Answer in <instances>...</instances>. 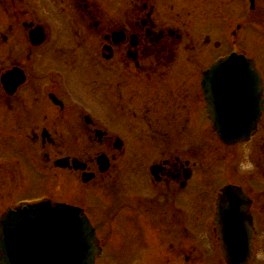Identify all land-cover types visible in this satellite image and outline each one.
Returning a JSON list of instances; mask_svg holds the SVG:
<instances>
[{
    "label": "flooded vegetation",
    "instance_id": "obj_1",
    "mask_svg": "<svg viewBox=\"0 0 264 264\" xmlns=\"http://www.w3.org/2000/svg\"><path fill=\"white\" fill-rule=\"evenodd\" d=\"M26 1L25 10L14 14L21 25L0 30L7 35L0 43V142L21 148L20 154L6 159L8 169L0 173V216L21 204L66 203L82 208L95 227L99 261L110 242H119L120 264H127L128 256L131 264H226L217 204L223 186L231 185L252 201L256 258L249 264H255L264 253V225L256 217L261 212L264 219V110L246 147H228L231 166L217 169L213 188L207 187L204 172L193 187L194 171L205 164V152L198 162L189 148L173 152L174 126L168 118L205 112L202 74L225 51L255 60L264 101V70L240 45L244 27L253 30L254 18L263 22L264 38V0H108L105 12L95 0ZM222 10L236 13L224 34L216 25ZM211 20L212 29L207 26ZM19 35L24 42L16 44L13 36ZM94 48L95 57L89 55ZM206 49H214V57L206 58ZM83 68L99 72L101 80L79 77ZM15 69L25 77L20 87L14 85L16 77L8 78ZM3 77L10 92L4 91ZM97 93L101 108L92 97ZM99 111L137 124L129 127L133 132L115 128L109 119L94 115ZM133 145L153 148L156 155L143 161L129 158ZM104 158L109 169L103 173ZM65 159L69 163L63 169ZM135 163L143 164L145 177L127 186L123 180L118 195L103 197L104 206L95 203L93 192L115 178L111 170L122 174L125 165ZM153 165L160 167L155 177L149 173ZM186 168L192 170L188 180ZM88 174L92 176L85 183ZM71 187L73 194L63 196ZM29 188L41 193L15 202L14 196ZM79 189L89 191L85 203L77 200ZM12 192L13 202L4 201L1 194Z\"/></svg>",
    "mask_w": 264,
    "mask_h": 264
},
{
    "label": "water",
    "instance_id": "obj_2",
    "mask_svg": "<svg viewBox=\"0 0 264 264\" xmlns=\"http://www.w3.org/2000/svg\"><path fill=\"white\" fill-rule=\"evenodd\" d=\"M221 77L235 78L252 87L251 79L255 75L243 57L234 55L221 60L205 74L203 82L207 99L211 102L215 99L216 80ZM239 102L234 103V109L240 110ZM237 110L215 115L212 104L210 111L215 129L228 144L247 139L251 133L249 126L253 115ZM231 190L227 188L225 194L231 199L230 204L235 206L232 214H241L244 209L242 197ZM235 217L233 215L232 219L236 220ZM238 220L239 224L232 225L231 229L241 233L245 224L242 218L238 217ZM95 241L94 230L79 209L45 205L18 210L1 220L0 264H94ZM228 261L240 263L242 260L228 257Z\"/></svg>",
    "mask_w": 264,
    "mask_h": 264
},
{
    "label": "rangeland",
    "instance_id": "obj_3",
    "mask_svg": "<svg viewBox=\"0 0 264 264\" xmlns=\"http://www.w3.org/2000/svg\"><path fill=\"white\" fill-rule=\"evenodd\" d=\"M35 2H37L38 0H34ZM101 2H103V0H100ZM234 15H236V13H231L229 11H222V20L228 19V18H232L234 19ZM260 22L259 19H254V24ZM229 23V21H222L221 25H217L219 28L223 29L225 27H229L227 26ZM207 25H209L210 27L213 26V21H207ZM196 27V26H194ZM1 26H0V30H1ZM263 29V28H262ZM4 34L0 33V43H2V38L1 36ZM192 35V34H191ZM7 36V35H4ZM16 38L17 41L23 43L24 42V38H22L21 35L19 36H14ZM12 40V39H11ZM10 40V42H11ZM241 47L243 49L248 48V51L250 52V54L255 57L256 59H258L260 62V69L264 70V61H263V53H264V38L263 36L257 35L256 34V28L254 27L253 30L248 29V30H243V32L241 33V43H240ZM92 47V45H91ZM215 50L213 49L212 55L210 56V59L212 57H214V52ZM209 52V49H206V54ZM219 52L217 51L216 54H218ZM89 55H93L94 57L96 56V52H95V48L93 50H91V52L89 53ZM209 60V59H208ZM207 61V60H206ZM84 69V68H83ZM83 69H79V73L78 75H80L79 77H85L88 78V80L91 81H100L101 78L99 77V72H92V71H88L87 73H85V71H83ZM85 73V74H84ZM109 75L113 78H116V76L110 72ZM117 79V78H116ZM112 87V86H111ZM94 102L98 103L99 106H101V102H100V98L101 96H99L98 94H94L92 95ZM115 97L117 98V96L114 94L113 96H111V99H115ZM108 100V99H107ZM116 116V115H115ZM112 117V118H111ZM105 117L102 115V120L105 119H109L108 123L111 124L113 126H115V128L118 129H123L124 127H126V129L131 126L133 127L134 124H137L136 121H134L132 118H129L130 124H128L126 121L124 122V120H127L125 117ZM123 118V119H122ZM169 122L172 121L173 123V131L171 133V138L173 140V146H174V151H179L182 152L181 150L189 148V150H192L191 148H193V151L190 152V157H194L193 159H195V161L198 162V157H201L204 155L202 154L203 152H205V156H206V161L208 162L209 166H204V165H197L196 170H195V174L197 176V178H199V173H207L208 174H212L214 173L217 169L219 164L221 163L222 165L225 166V168H227L228 166H231V159L228 157V152L229 149L225 148V147H220L216 142H217V137L212 129V126L206 116V113H203L201 115H195V116H178L175 115L174 117H172L171 119L168 118ZM165 121V120H164ZM189 122V123H188ZM189 124L190 127V132L186 133L187 131H189V129H187V125ZM195 124L196 128L192 129L191 125ZM198 126V127H197ZM197 128H200L202 132H199V130ZM182 129H185V134L184 132L181 133ZM131 132H133L132 129H129ZM128 133V131H127ZM187 136V137H186ZM133 139V138H131ZM203 140L205 141V146L210 147L211 150L210 151H205L203 150V145L198 147V140ZM201 144H203V142L201 141ZM189 146V147H188ZM101 149H97V152H99ZM199 150V151H197ZM209 152V153H208ZM243 153V151H242ZM100 153H97V155ZM156 153L155 150L153 148H145L143 146V148H139V146H131L128 149V155H126L127 157H132V158H143L141 161L145 160H150L151 158L155 157ZM12 156V150H9L7 148L6 145H3L0 148V173H5L6 170L8 169V162L5 160L8 157ZM116 156H120L118 153H116ZM96 156H94L95 158ZM209 159V160H208ZM216 160L220 161V163L216 162ZM221 166V165H220ZM127 167V169L122 173V174H118V170L116 168H114L113 170H111L112 175H117L118 178H116L115 180H110L111 182L108 184V186L104 189H98L95 190L93 192V195L95 197H92V199H95V203L98 202L99 205L104 206L105 205V199L103 197L107 196V195H118L119 190L122 188V181L126 180V186L129 185L130 183H132V181H136L139 178H144V167L143 164L140 163H135L132 165H125V168ZM210 168V169H209ZM121 172V171H120ZM63 176H67L65 173H63ZM124 182H123V188H124ZM72 188V187H71ZM129 187H127L128 189ZM135 188V187H134ZM139 188V187H137ZM72 189L66 188L64 190H68L66 192H63V196H70L72 195ZM131 189V188H129ZM17 190V189H16ZM16 192V191H14ZM3 193L1 194V196H3L5 199L4 201H7L8 203H12V195L13 193ZM41 191L38 189H33V188H29L28 190H25V192H21L19 194H16L14 197L16 199H20L21 197L25 198V197H33L36 194L40 193ZM124 193L128 196V194L130 192L124 190ZM6 194V195H5ZM86 194L85 193H81L79 196H77V200L81 201L82 203L86 202ZM97 195H99L100 197H96ZM103 199H100V198ZM12 201V202H11ZM16 201V200H15ZM7 203V204H8ZM117 204V203H115ZM9 205V204H8ZM97 205V204H96ZM257 221L258 224L263 226L264 225V219L261 215V212H259L257 214ZM99 229H100V234L101 236H105V230L101 227V225H98ZM117 240V239H116ZM119 243V242H118ZM117 242H110L107 246V250H106V255L104 257V259H102L100 261L99 264H120V260L122 257V249L120 248V246L118 245ZM120 244V243H119ZM129 251V249H128ZM114 258V259H112ZM134 261V260H133ZM132 262V258L131 257H127L126 259V263L127 264H131ZM176 263V262H174ZM255 264H264V253L261 254L259 256V258L257 259V262Z\"/></svg>",
    "mask_w": 264,
    "mask_h": 264
}]
</instances>
